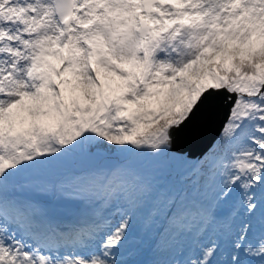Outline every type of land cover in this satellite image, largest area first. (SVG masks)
<instances>
[{"label":"snow or ice","instance_id":"snow-or-ice-1","mask_svg":"<svg viewBox=\"0 0 264 264\" xmlns=\"http://www.w3.org/2000/svg\"><path fill=\"white\" fill-rule=\"evenodd\" d=\"M220 110L211 148L176 147ZM145 247L264 264V0H0V264Z\"/></svg>","mask_w":264,"mask_h":264},{"label":"water","instance_id":"water-1","mask_svg":"<svg viewBox=\"0 0 264 264\" xmlns=\"http://www.w3.org/2000/svg\"><path fill=\"white\" fill-rule=\"evenodd\" d=\"M226 110H220L210 117L198 122L193 131L191 128L177 134L176 147L191 156L203 153L217 137L224 122Z\"/></svg>","mask_w":264,"mask_h":264},{"label":"rangeland","instance_id":"rangeland-1","mask_svg":"<svg viewBox=\"0 0 264 264\" xmlns=\"http://www.w3.org/2000/svg\"><path fill=\"white\" fill-rule=\"evenodd\" d=\"M213 145V144H212ZM212 145L209 147V148H211L212 147ZM208 148V149H209ZM207 149V150H208ZM206 150V151H207ZM185 153V152H184ZM174 171V169H165V170H163L161 173H159L158 175H157V179H159L161 182H166V183H170L171 182V174H172V172ZM163 176L165 177V178H163ZM237 217V216H236ZM235 217V218H236ZM148 249L145 247V248H142V249H140L139 251H135V252H133L132 253V256L130 255H128V259L126 258V260H128L129 262H133V264H136V262H139V260L140 259H142V258H144L145 257V255L148 253ZM153 258V256L151 257L150 256V258L149 259H152Z\"/></svg>","mask_w":264,"mask_h":264},{"label":"trees","instance_id":"trees-1","mask_svg":"<svg viewBox=\"0 0 264 264\" xmlns=\"http://www.w3.org/2000/svg\"><path fill=\"white\" fill-rule=\"evenodd\" d=\"M176 174H177V172H175V173L173 174V180L175 179Z\"/></svg>","mask_w":264,"mask_h":264},{"label":"bare ground","instance_id":"bare-ground-1","mask_svg":"<svg viewBox=\"0 0 264 264\" xmlns=\"http://www.w3.org/2000/svg\"><path fill=\"white\" fill-rule=\"evenodd\" d=\"M131 256H132V254H131Z\"/></svg>","mask_w":264,"mask_h":264}]
</instances>
